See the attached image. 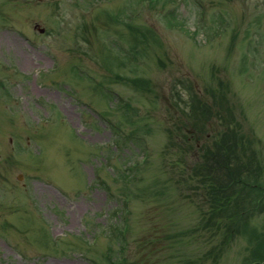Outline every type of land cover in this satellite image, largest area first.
Here are the masks:
<instances>
[{"label":"rangeland","instance_id":"1","mask_svg":"<svg viewBox=\"0 0 264 264\" xmlns=\"http://www.w3.org/2000/svg\"><path fill=\"white\" fill-rule=\"evenodd\" d=\"M221 86L264 185V0H0V264H109L121 247L122 264H213L222 234L186 168L221 124L183 153L181 111ZM246 216L217 264L264 256V200Z\"/></svg>","mask_w":264,"mask_h":264},{"label":"trees","instance_id":"2","mask_svg":"<svg viewBox=\"0 0 264 264\" xmlns=\"http://www.w3.org/2000/svg\"><path fill=\"white\" fill-rule=\"evenodd\" d=\"M140 34L145 35L143 32ZM127 80L134 86L146 85L142 78L128 77ZM210 95L212 97L211 102L192 90L188 110L181 111L182 117L186 118L190 125L188 131L186 130L185 134L182 133L186 140L183 139L181 148L183 153L190 152L192 145L195 146L193 142L202 138L210 122L215 119L220 121L221 129L215 136L213 143L209 146L207 144L201 146L202 161H197L186 168L189 181L196 187L203 186L206 191L205 198L209 204V209L207 216H203L206 219L203 220L202 218L201 223L207 226L214 225L216 230L222 234V240L217 250L215 247L209 250L210 254H214L212 263L217 264L222 247L229 243L240 228L248 229V223L245 221L248 218L246 215H250V212L262 207L264 185L257 179H255L256 182L250 181L248 175V142L250 140L243 134L241 123L236 119L232 107L228 104L226 90L221 86L220 89H214ZM127 118L133 122L130 115ZM128 138L137 139V136L131 132L128 134ZM189 143L192 145L189 146ZM222 174L229 175L230 179L227 183L222 181ZM200 183L202 184L200 185ZM246 191H248V203L251 204L242 207V204H239L241 203L240 200H244ZM253 195L255 196L252 197ZM107 228L110 232L115 231L114 237L119 241L123 240L129 230L126 226V234H123V227L109 225ZM254 232L251 238L254 235L255 238H259L258 234L261 233L257 232L256 234ZM262 246L263 243L258 241L257 249L260 252ZM111 250L109 249L105 257L109 264H118L122 260L121 250L116 253ZM255 257L260 259L257 255Z\"/></svg>","mask_w":264,"mask_h":264}]
</instances>
